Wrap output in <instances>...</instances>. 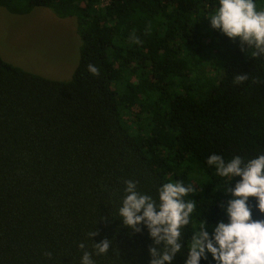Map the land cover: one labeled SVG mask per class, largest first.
<instances>
[{
  "label": "trees",
  "instance_id": "trees-1",
  "mask_svg": "<svg viewBox=\"0 0 264 264\" xmlns=\"http://www.w3.org/2000/svg\"><path fill=\"white\" fill-rule=\"evenodd\" d=\"M217 4L0 0L16 15L45 7L75 18L82 40L66 81L0 56V264H80L84 251L94 264H149L147 231L118 216L126 180L153 198L166 182L194 188L185 242L202 221L225 219L234 181L206 160L264 154V55L211 28Z\"/></svg>",
  "mask_w": 264,
  "mask_h": 264
},
{
  "label": "clouds",
  "instance_id": "clouds-1",
  "mask_svg": "<svg viewBox=\"0 0 264 264\" xmlns=\"http://www.w3.org/2000/svg\"><path fill=\"white\" fill-rule=\"evenodd\" d=\"M208 18L212 29L229 39L238 38L253 55H264V11L257 9L255 0H218ZM88 70L98 74L91 64ZM206 163L219 177L234 181L226 184L229 198L222 205L225 219L202 221L185 242L183 230L193 223L195 207L185 197L194 188L180 180L166 182L153 198L140 193L135 181L126 180L118 209L122 224L133 233L147 231L152 242L149 264H175L178 256L183 264H264V219L254 218V210L264 214V154L252 158L234 155L226 160L213 153ZM96 235L90 233L91 239ZM94 244L100 255L107 253L110 241ZM79 247L84 249V243ZM80 264H94L92 254L84 251Z\"/></svg>",
  "mask_w": 264,
  "mask_h": 264
},
{
  "label": "rangeland",
  "instance_id": "rangeland-1",
  "mask_svg": "<svg viewBox=\"0 0 264 264\" xmlns=\"http://www.w3.org/2000/svg\"><path fill=\"white\" fill-rule=\"evenodd\" d=\"M82 40L75 18H62L50 8L37 7L16 15L0 7V56L28 72L66 81L80 58Z\"/></svg>",
  "mask_w": 264,
  "mask_h": 264
}]
</instances>
